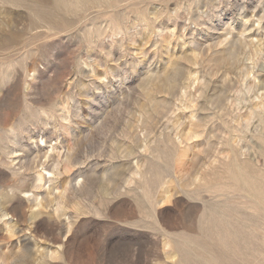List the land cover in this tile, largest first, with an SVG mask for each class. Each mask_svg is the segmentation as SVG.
<instances>
[{"label": "rangeland", "instance_id": "rangeland-1", "mask_svg": "<svg viewBox=\"0 0 264 264\" xmlns=\"http://www.w3.org/2000/svg\"><path fill=\"white\" fill-rule=\"evenodd\" d=\"M0 264H264V0H0Z\"/></svg>", "mask_w": 264, "mask_h": 264}, {"label": "bare ground", "instance_id": "bare-ground-1", "mask_svg": "<svg viewBox=\"0 0 264 264\" xmlns=\"http://www.w3.org/2000/svg\"><path fill=\"white\" fill-rule=\"evenodd\" d=\"M82 2V1H81ZM63 4V3H62ZM43 10H41V12H42ZM45 12V11H44ZM43 12V13H44ZM43 16V15H42ZM49 17H50V12H49ZM39 176V175H38ZM40 179H38V180H42V178L41 177H39ZM21 184V183H20ZM254 261V260H253Z\"/></svg>", "mask_w": 264, "mask_h": 264}]
</instances>
